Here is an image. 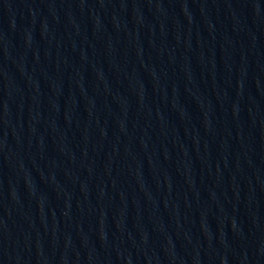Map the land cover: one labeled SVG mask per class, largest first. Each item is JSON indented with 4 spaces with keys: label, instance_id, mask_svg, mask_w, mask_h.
<instances>
[{
    "label": "water",
    "instance_id": "obj_1",
    "mask_svg": "<svg viewBox=\"0 0 264 264\" xmlns=\"http://www.w3.org/2000/svg\"><path fill=\"white\" fill-rule=\"evenodd\" d=\"M0 264H264V0H0Z\"/></svg>",
    "mask_w": 264,
    "mask_h": 264
}]
</instances>
